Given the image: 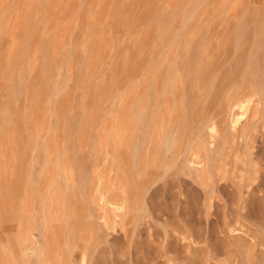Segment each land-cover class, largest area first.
Segmentation results:
<instances>
[{
    "label": "rangeland",
    "instance_id": "obj_1",
    "mask_svg": "<svg viewBox=\"0 0 264 264\" xmlns=\"http://www.w3.org/2000/svg\"><path fill=\"white\" fill-rule=\"evenodd\" d=\"M0 264H264V0H0Z\"/></svg>",
    "mask_w": 264,
    "mask_h": 264
},
{
    "label": "bare ground",
    "instance_id": "obj_2",
    "mask_svg": "<svg viewBox=\"0 0 264 264\" xmlns=\"http://www.w3.org/2000/svg\"><path fill=\"white\" fill-rule=\"evenodd\" d=\"M249 105H250V101L249 100L240 101V102H238L235 105V107H237L241 111V114H238V115L233 114L232 119H233V122L235 124L238 123L244 117V114L246 113L247 108L249 107ZM210 128H211L210 130L213 133L216 132V126L215 125H212Z\"/></svg>",
    "mask_w": 264,
    "mask_h": 264
}]
</instances>
